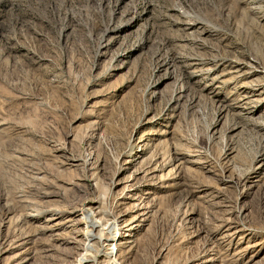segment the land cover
<instances>
[{
    "label": "rangeland",
    "instance_id": "rangeland-1",
    "mask_svg": "<svg viewBox=\"0 0 264 264\" xmlns=\"http://www.w3.org/2000/svg\"><path fill=\"white\" fill-rule=\"evenodd\" d=\"M0 264H264V0H0Z\"/></svg>",
    "mask_w": 264,
    "mask_h": 264
},
{
    "label": "bare ground",
    "instance_id": "bare-ground-1",
    "mask_svg": "<svg viewBox=\"0 0 264 264\" xmlns=\"http://www.w3.org/2000/svg\"><path fill=\"white\" fill-rule=\"evenodd\" d=\"M127 228V227H126ZM132 230V229H131ZM131 233V232H130ZM19 241V240H18Z\"/></svg>",
    "mask_w": 264,
    "mask_h": 264
}]
</instances>
